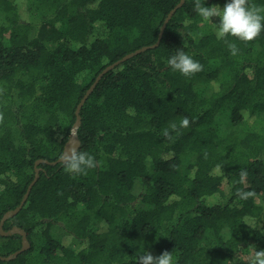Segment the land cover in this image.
I'll list each match as a JSON object with an SVG mask.
<instances>
[{
    "label": "trees",
    "instance_id": "16d2710c",
    "mask_svg": "<svg viewBox=\"0 0 264 264\" xmlns=\"http://www.w3.org/2000/svg\"><path fill=\"white\" fill-rule=\"evenodd\" d=\"M179 2L34 0L33 18L28 0H0V220L39 169L3 225L24 230L30 247L0 264H136L165 250L177 264H247L264 250V32L246 44L229 36L232 55L217 38L219 18L204 20L195 0L175 11L158 46L108 70L82 105L79 149L97 167L73 177L53 163L97 76L154 44ZM217 2L228 0H201ZM178 50L204 70L172 71ZM184 117L190 127L172 131ZM237 189L254 195L240 200ZM22 241L0 233V256Z\"/></svg>",
    "mask_w": 264,
    "mask_h": 264
},
{
    "label": "clouds",
    "instance_id": "9594fccd",
    "mask_svg": "<svg viewBox=\"0 0 264 264\" xmlns=\"http://www.w3.org/2000/svg\"><path fill=\"white\" fill-rule=\"evenodd\" d=\"M195 11L206 21L213 17L219 18L217 25V38L221 39L227 45L230 53L236 55L239 51L235 43L229 42L228 37H235L243 43L252 42L259 38L264 32V8L250 3V0H228L223 8L217 6H204L201 0H195ZM167 64L172 71H178L186 78H191L204 70L203 65L195 60L191 55L182 50H178L175 55L168 58ZM3 89L0 88V93ZM4 121V114L0 112V123ZM191 121L184 117L179 125L172 123L170 129L177 134L180 129L190 127ZM164 136H170L169 130L165 129ZM69 136H78V129L73 126L69 129ZM59 160L65 171L73 177L87 175L88 170L97 167L96 158L87 151H81L79 146L71 142L60 154ZM245 171L241 176H245ZM236 195L240 200H248L254 193L242 189L236 190ZM136 264H177L172 251H163L160 255L154 256L151 252H145L136 259ZM247 264H264V250H255L254 255L248 260Z\"/></svg>",
    "mask_w": 264,
    "mask_h": 264
},
{
    "label": "water",
    "instance_id": "95a60500",
    "mask_svg": "<svg viewBox=\"0 0 264 264\" xmlns=\"http://www.w3.org/2000/svg\"><path fill=\"white\" fill-rule=\"evenodd\" d=\"M184 1H185V0H180V2L175 6V8H173V9L168 13V15L166 16V18H165V20H164V22H163V25H162V27H161V30H160V32H159L158 39H157V41H156L154 44L146 45V46H142L141 48H138V49H136V50H134V51H132V52L126 54L125 56H123V57L120 58L119 60L115 61L114 63H112V64L108 65L106 68H104V70H103V71L97 76V78L95 79V81H94V82L92 83V85L88 88V90H87L86 93L84 94L83 98L81 99V101H80V103H79V105H78V107H77V110H76L77 117H76V121H75V123H74L73 126H75L76 128L79 126L80 121H81V117H80V114H79L80 109H81L82 105L84 104V102L86 101V99L88 98V96L90 95V93L93 91V89H94V87L96 86V84L98 83V81L102 78V76H103L108 70L114 68V67H115L116 65H118L120 62H122V61L128 59L129 57H131V56H133V55H135V54H137V53H140V52H142V51H145V50H147V49H149V48H153V47L158 46L159 43H160V40H161V38H162V35H163L164 29H165V27H166V24L168 23V21L170 20V18L173 16V14L175 13V11H176L180 6L183 5ZM71 142L76 143L78 146L80 145V141H79V139H78L77 136H76V137H69L68 141L66 142V144H65V146H64V150H65V147H66L69 143H71ZM64 150H63V151H64ZM39 162H47V161L44 160V159H40V160H38V161L36 162V164L39 163ZM57 162H60V160L58 159L57 161H54L53 163H57ZM38 176H39V169L37 168V169H36V175H35V178H34V180L30 183V185L28 186V189H27V191H26V193H25L23 199L21 200L20 204H19L16 208H14V209H12V210H10V211H7V212L3 215V217L1 218V220H0V233H1V234L7 235V234H10V233H12V232H18V233H20V234L22 235V238H23L21 249L15 251L14 253H12V254H10V255H7V256H0V257H1L2 259H4V260H11V259L17 257L19 253H21L22 251H24V250H26V249H28V248L30 247L29 241H28V239H27L26 232H25L24 230H22V229H20V228H18V227H16V226H14V227L11 228L10 230L5 231V230L3 229V225H4L5 221H6L9 217L14 216L15 214H17L18 211L22 208V206L24 205V203H25V201H26V199H27V197H28V195H29V192H30L31 188L33 187V185L35 184V182H36Z\"/></svg>",
    "mask_w": 264,
    "mask_h": 264
},
{
    "label": "rangeland",
    "instance_id": "374dc122",
    "mask_svg": "<svg viewBox=\"0 0 264 264\" xmlns=\"http://www.w3.org/2000/svg\"><path fill=\"white\" fill-rule=\"evenodd\" d=\"M28 1H29L30 7L32 8V17L35 18L34 17L35 16V9H34V4L35 3H34V0H28ZM214 6L219 7V2L215 3ZM0 21H1V17H0ZM254 121H255V118L252 117L250 119V123H253ZM64 122H65V120H64ZM224 186H226V184H224ZM140 188H141V182H140V180H137V182H136V190H139ZM77 245H78L77 241H74V242L71 243V247H73V248L77 247ZM251 252H252V249H250V252L248 254L250 255Z\"/></svg>",
    "mask_w": 264,
    "mask_h": 264
}]
</instances>
